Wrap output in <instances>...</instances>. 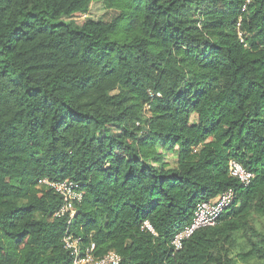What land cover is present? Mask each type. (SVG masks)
<instances>
[{"label": "trees", "instance_id": "1", "mask_svg": "<svg viewBox=\"0 0 264 264\" xmlns=\"http://www.w3.org/2000/svg\"><path fill=\"white\" fill-rule=\"evenodd\" d=\"M94 2L114 16L63 21ZM244 3L0 0V264H73L68 227L121 264H264V0ZM45 179L79 184L70 225Z\"/></svg>", "mask_w": 264, "mask_h": 264}, {"label": "built area", "instance_id": "2", "mask_svg": "<svg viewBox=\"0 0 264 264\" xmlns=\"http://www.w3.org/2000/svg\"><path fill=\"white\" fill-rule=\"evenodd\" d=\"M251 1L245 0L242 12L246 10ZM239 37L243 43V34L239 33ZM156 96L160 95L158 94ZM229 170L231 175L245 186L249 185L254 178L252 172L246 170L235 160L230 161ZM40 184L51 188L62 198L63 205L58 211L57 216L63 217L69 215L70 225L75 215L74 205L82 199L79 184L73 181L54 182L47 179L42 180ZM233 206H235V192L233 190L226 191L213 200L200 202L194 211L191 224L174 236L171 244L174 250L178 251L182 249L184 241L191 238L199 229L214 226L224 213ZM145 227L154 233L148 223L145 224ZM63 241L65 248L72 256L73 264H121V257L116 252L111 251L103 257H98L95 255L94 244L90 247H82L79 241L74 238L69 227L64 235Z\"/></svg>", "mask_w": 264, "mask_h": 264}, {"label": "rangeland", "instance_id": "3", "mask_svg": "<svg viewBox=\"0 0 264 264\" xmlns=\"http://www.w3.org/2000/svg\"><path fill=\"white\" fill-rule=\"evenodd\" d=\"M113 16H114L113 11L107 10L103 6V4L100 2H94L90 6V10L87 13V15L76 16V17L71 18V19L63 18V21L70 22L72 20V21H75L77 23H82L86 19H93L95 21H101V20L109 21ZM165 155H166L167 160H172L174 157L173 156L174 152H167L166 151Z\"/></svg>", "mask_w": 264, "mask_h": 264}]
</instances>
